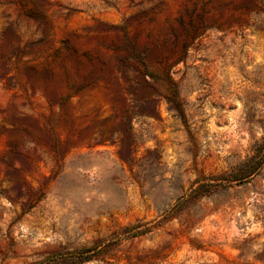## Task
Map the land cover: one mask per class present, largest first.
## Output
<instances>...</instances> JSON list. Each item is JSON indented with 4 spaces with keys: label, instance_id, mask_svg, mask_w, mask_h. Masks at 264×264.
I'll return each instance as SVG.
<instances>
[{
    "label": "rangeland",
    "instance_id": "374dc122",
    "mask_svg": "<svg viewBox=\"0 0 264 264\" xmlns=\"http://www.w3.org/2000/svg\"><path fill=\"white\" fill-rule=\"evenodd\" d=\"M261 157L264 0H0V264H264Z\"/></svg>",
    "mask_w": 264,
    "mask_h": 264
},
{
    "label": "trees",
    "instance_id": "16d2710c",
    "mask_svg": "<svg viewBox=\"0 0 264 264\" xmlns=\"http://www.w3.org/2000/svg\"><path fill=\"white\" fill-rule=\"evenodd\" d=\"M132 59L136 62L144 66V71L140 72L141 76L145 79L146 76V62L144 58L140 55L132 54ZM178 116L181 118L183 123H185V117L183 110L181 108H177ZM252 158L249 161L242 163L235 171L230 173L226 178H221L220 180H225L229 183L238 182L242 183L249 179L251 176L255 175L259 169L262 168V164L264 162V158H260L256 163H252ZM202 189V186L198 188V190ZM196 192V191H195ZM147 233V231L137 232L136 234H132L130 237H137ZM90 258H84L82 262L88 261Z\"/></svg>",
    "mask_w": 264,
    "mask_h": 264
}]
</instances>
